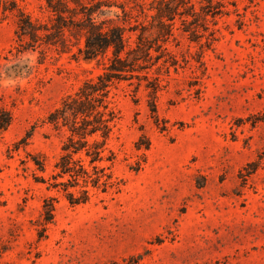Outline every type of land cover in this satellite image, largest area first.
<instances>
[{"label":"rangeland","instance_id":"1","mask_svg":"<svg viewBox=\"0 0 264 264\" xmlns=\"http://www.w3.org/2000/svg\"><path fill=\"white\" fill-rule=\"evenodd\" d=\"M215 1L225 11L209 23L212 44L176 21L166 46L178 63H160L158 124L144 83L119 84L111 147L120 187L73 206L33 173L48 177L61 152L63 133L47 114L111 57L83 59L81 25L91 14L104 29L125 26L132 46L131 28L153 21L157 0L70 1L62 19L47 0H0V111L13 116L0 133V264H264V0ZM17 8L36 24L35 39L19 35ZM141 128L149 150L135 147ZM28 152L45 155L46 173L24 162ZM47 196L58 202L40 238Z\"/></svg>","mask_w":264,"mask_h":264},{"label":"trees","instance_id":"2","mask_svg":"<svg viewBox=\"0 0 264 264\" xmlns=\"http://www.w3.org/2000/svg\"><path fill=\"white\" fill-rule=\"evenodd\" d=\"M47 1L48 6L61 19L65 12L71 11L70 1L80 4V0ZM151 9L155 14L149 25L141 24L140 28H131L133 31L139 29L132 46L127 43L125 26L109 25L104 29L105 22H98L91 14L81 25L85 30V45L79 50L83 59L92 61L108 51L111 52V57L100 74L85 80L75 93L63 98L47 114L45 121L54 130L63 133L61 152L48 177L38 175L35 171L33 173L36 182L45 184L47 190L61 193L73 206L89 202L97 190L107 192L111 188L120 187L121 182L115 179L113 171L117 154L111 147L115 128L120 120V112L116 106L119 84L123 81L136 84L135 89L138 91L144 83L148 91L149 110L158 124L160 63L162 61L161 66L168 69L178 63L166 46L169 39L175 36L176 21H182L183 31L189 34L192 41L206 36L210 45L214 38L209 36L213 37L215 32L210 33L213 30L209 23L216 24V18L224 14L225 6L221 1L215 0H157V6ZM17 24L20 36L31 39L38 37L36 24L20 8H17ZM155 66L157 76L150 73ZM15 71L17 75H22L20 73L23 70ZM12 119L10 111L1 109L0 133L10 126ZM141 131L135 147L137 150H149L151 141L143 128ZM31 135L32 131H29L16 147L26 145ZM24 162L32 163L35 170L42 174L46 173L45 155L28 152ZM257 166V162H250L244 168L246 174L242 173V177L246 179ZM139 168L140 164L137 170ZM57 202L58 199L54 196L43 199L41 215L36 223L40 238L45 237L48 224L54 221Z\"/></svg>","mask_w":264,"mask_h":264}]
</instances>
